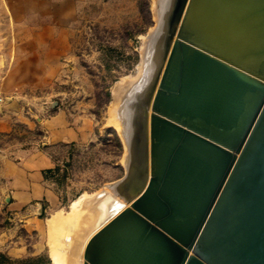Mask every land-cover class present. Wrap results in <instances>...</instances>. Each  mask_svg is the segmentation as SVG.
Wrapping results in <instances>:
<instances>
[{
  "label": "water",
  "instance_id": "obj_1",
  "mask_svg": "<svg viewBox=\"0 0 264 264\" xmlns=\"http://www.w3.org/2000/svg\"><path fill=\"white\" fill-rule=\"evenodd\" d=\"M134 123L83 264H264V0H174Z\"/></svg>",
  "mask_w": 264,
  "mask_h": 264
},
{
  "label": "rangeland",
  "instance_id": "obj_2",
  "mask_svg": "<svg viewBox=\"0 0 264 264\" xmlns=\"http://www.w3.org/2000/svg\"><path fill=\"white\" fill-rule=\"evenodd\" d=\"M154 11V0H82L78 5L70 28L71 52L62 61V72L46 87L32 91L26 112L32 120L57 111L88 119L90 137L44 148L53 161L44 176L58 197L54 207L28 217L0 207V264H51L46 219L56 211L65 214L74 200L126 175V143L107 122L109 107L113 87L139 73L142 37H149L157 25ZM39 135L37 129L28 131L16 123L11 141L33 148Z\"/></svg>",
  "mask_w": 264,
  "mask_h": 264
},
{
  "label": "crops",
  "instance_id": "obj_3",
  "mask_svg": "<svg viewBox=\"0 0 264 264\" xmlns=\"http://www.w3.org/2000/svg\"><path fill=\"white\" fill-rule=\"evenodd\" d=\"M81 2L0 0V207L14 215H38L58 203L44 176L53 166L46 145L90 137L88 119L57 111L32 120L26 112L32 91L60 76L62 61L71 52L70 28ZM16 123L40 132L37 146L11 141Z\"/></svg>",
  "mask_w": 264,
  "mask_h": 264
},
{
  "label": "bare ground",
  "instance_id": "obj_4",
  "mask_svg": "<svg viewBox=\"0 0 264 264\" xmlns=\"http://www.w3.org/2000/svg\"><path fill=\"white\" fill-rule=\"evenodd\" d=\"M154 3L157 25L149 37H142L144 45L138 65L139 73L136 72L138 75H135L136 78L133 76L132 81L129 77L125 82L122 79L111 91L114 100L109 107L107 122L124 137L127 155L123 162L127 171L130 136L134 135L136 128L134 120L140 113L144 92L152 81L159 62L163 28L174 0H154ZM156 29L158 30L154 36ZM147 113L149 115L150 108ZM117 183L109 184L93 195H82L71 203V209L65 214L56 211L46 219V228L52 238L49 250L51 264H83L84 249L89 238L133 201L132 192L129 191L130 195L121 192L116 187Z\"/></svg>",
  "mask_w": 264,
  "mask_h": 264
}]
</instances>
